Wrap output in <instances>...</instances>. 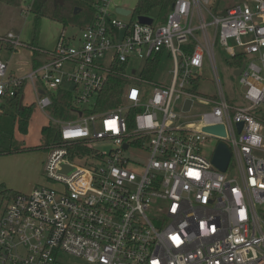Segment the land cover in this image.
<instances>
[{"label":"built area","instance_id":"1","mask_svg":"<svg viewBox=\"0 0 264 264\" xmlns=\"http://www.w3.org/2000/svg\"><path fill=\"white\" fill-rule=\"evenodd\" d=\"M227 1L176 0L165 23L148 26L119 20L101 0L77 43L61 32L44 63L25 76L9 74L0 61V117L25 84L35 88L32 107L51 108L63 82L73 87L77 116L57 130L60 145L44 167L48 184L3 199L0 264H66L64 256L86 264H264V209L257 210L264 206V122L253 113L264 104V0ZM4 39L15 50L28 48L12 33ZM216 44L230 59L244 57L240 99L223 91ZM162 53L172 60L169 85L131 67ZM206 60L213 97L192 86ZM113 67L123 80L119 105L94 112ZM195 101L209 110L194 125L180 124ZM218 125L223 138L202 131ZM208 139L215 140L209 159L202 154ZM78 142L92 150L86 165L68 158L67 146ZM218 142L230 152L224 173L211 164ZM131 150L144 158L126 157Z\"/></svg>","mask_w":264,"mask_h":264},{"label":"rangeland","instance_id":"2","mask_svg":"<svg viewBox=\"0 0 264 264\" xmlns=\"http://www.w3.org/2000/svg\"><path fill=\"white\" fill-rule=\"evenodd\" d=\"M33 0H24V7L29 5ZM239 0H233L231 3H237ZM223 3L229 4L227 0H223ZM23 7V8H24ZM25 9V8H24ZM23 20L15 14L13 18L9 17L6 18L4 21L3 26L0 28V34L4 36H0L3 40H0V60H5L9 63V61H17L18 63L30 61L29 52L26 48H20L17 50V54H11L8 51L1 49V47H5L7 45L6 40L4 39L6 34L12 33L16 35L22 43L28 42L30 39V28H31V16L23 12ZM93 15V11L91 8H82L81 11L77 15L71 14H64L63 17L66 20V27L64 33L67 36L72 34L80 36L81 30L86 25L89 17ZM156 14H152L155 17ZM113 16L118 17L119 20L123 22H128L131 18L129 16H117L113 14ZM157 25L158 23H154ZM16 28L19 29V35L14 33L13 31H9ZM40 42L42 43V36L48 38V40H52L54 33L61 31L60 24L50 21V20H42L40 26ZM8 31V32H7ZM10 42V41H9ZM232 42H230L231 44ZM27 43H25L26 46ZM46 47L47 45L44 44ZM12 46V45H11ZM49 47V46H48ZM53 47V46H52ZM13 51L15 49L12 48ZM51 50V49H50ZM214 56L216 61V69L219 76V79L222 84L223 91L230 101H234L235 99H240L241 94L243 93L244 89L241 88L237 82V79L233 76L231 59L219 44L214 46ZM143 62L133 60L131 62V67H135L142 69ZM172 69V60L167 56V54L163 55L159 61L158 67L155 71V74L152 78V81L157 84H165L169 85L171 82V75L170 71ZM195 92L202 97H213L216 93L215 86L213 84V74L212 70L209 66V62L206 60L203 67V74L200 79H198V84L195 87ZM115 96L113 95L112 98ZM113 100V99H112ZM111 99L108 100V109H113L116 107V101L114 100L113 103ZM238 102H241L238 100ZM209 110V106H207L203 102H194V107L192 111L183 116L185 120L180 121V124H195L199 122L200 116ZM176 114H179V109L177 107ZM253 113L257 115L264 122V104L256 108ZM74 116V115H73ZM73 116H70V113L67 111L62 112L61 121L67 122ZM46 123V119L40 112H34L31 117H26L25 121L23 122V128H26L25 132L21 133L27 135L21 136L17 133V135L22 137V142L26 143L28 147H34L36 144L39 145L40 142V129L43 124ZM27 131V132H26ZM21 139L18 137H14L13 147L17 148L21 146ZM215 146V140L208 139L207 142L202 147V154L209 159ZM110 146H96V150L99 152H109ZM49 152V151H48ZM124 155L130 159L140 161L144 158V155L141 152H135L133 150L129 152H125ZM48 154L43 150H32V151H20L10 155H3L0 156V182L5 184L7 189H10L14 193H21V194H29L34 187L37 185H47L46 177H45V163ZM264 156V154H261ZM232 174V171H228V175ZM3 197L0 195V208L5 205L3 201ZM264 209L257 206V210ZM151 216L152 213L148 212ZM63 261L66 264H86L85 261L81 259H77L72 256H64Z\"/></svg>","mask_w":264,"mask_h":264},{"label":"trees","instance_id":"3","mask_svg":"<svg viewBox=\"0 0 264 264\" xmlns=\"http://www.w3.org/2000/svg\"><path fill=\"white\" fill-rule=\"evenodd\" d=\"M101 0H63L61 4H54V0H33L30 4L28 13L32 16V38L31 42L27 44V49L32 52L33 57L44 54V50L36 47V39L40 28L41 20L46 18L52 21L60 23L65 29L67 23L64 14H71L75 7L77 8H91L93 9L96 5H99ZM176 0H138L135 7L132 10V17L147 16L155 18L154 21L158 24H163L166 21L167 15L172 5ZM22 0H0V26H3L6 18L10 16L13 18L15 14L20 17L23 14ZM216 11V7L214 9ZM152 14H156L155 17ZM10 17V18H11ZM9 18V19H10ZM15 33L19 31L16 28L12 29ZM7 49L12 50V46L7 43L5 45ZM193 45L189 44L184 47V51L191 52ZM244 62L243 56H238L231 59L230 66L237 69L240 68ZM159 64V55L147 59L145 66L141 73V78L146 80H152L155 71ZM113 71L109 75L107 82L104 85L103 91L96 98V108L104 105H108L107 100L110 96L117 95L118 88L122 85L123 80L120 76V70L117 67L111 68ZM198 84V79L192 82L193 91ZM25 85L18 90V93L14 98L8 99L7 105L4 109V118L0 120V156L10 155L20 151H32V150H50L60 145V139L57 134V130L53 125H48L42 128V134L45 135V142L43 146L16 149L12 148V137L16 124H19L21 119L25 117V114L30 110L21 106V96L23 94ZM72 98L69 94L63 91H59L58 94L53 98V116H57L58 108H70ZM111 103V102H110ZM133 114V113H131ZM129 127L132 128L131 122ZM68 158L70 161L86 165L85 158L93 155L92 150L83 142H78L67 146ZM83 158V160H82ZM17 193H14L10 189H7L3 184H0V195L6 200L10 201Z\"/></svg>","mask_w":264,"mask_h":264},{"label":"crops","instance_id":"4","mask_svg":"<svg viewBox=\"0 0 264 264\" xmlns=\"http://www.w3.org/2000/svg\"><path fill=\"white\" fill-rule=\"evenodd\" d=\"M137 1L138 0H109V2H108V4H109V7L111 8V10H113L114 12H115V9L116 8H123V9H125V10H130L131 11V14L129 15V17L131 18L128 22H131V21H135L136 20V18L135 17H132V10H133V8L135 7V5H136V3H137ZM33 2V1H32ZM31 2V3H32ZM30 3V4H31ZM30 4L29 5H27L26 7H24V0H22V6L25 8H23L24 10H25V13H27V14H29L30 15V13H28V9H29V6H30ZM24 10H23V12H24ZM93 11V10H92ZM115 15H117L116 13H115ZM23 14L21 15V17H22V20H23ZM31 16V15H30ZM117 16H119V15H117ZM93 17H94V14L92 15V16H90L89 17V20L87 21V23H86V25L85 26H87L89 23H91L92 22V20H93ZM114 17H116V16H114ZM151 18V17H150ZM153 19V23H155V21H154V19L155 18H152ZM42 20H46V18H44V19H42ZM42 20H41V22H42ZM47 20H50V19H47ZM50 21H52V20H50ZM53 22H56V21H53ZM32 23H33V20H32V16H31V21H30V24H31V28H30V39H29V41L28 42H25V43H30L31 42V38H32ZM56 23H58V22H56ZM58 24H60V23H58ZM40 26H41V23H40ZM60 26H61V31L60 32H56V33H54V36H53V39L50 41V40H48V38L47 37H45V36H42V43L40 42V30H39V32H38V37H37V39H36V47H38V48H40L41 50H44V51H49L50 49L52 50L53 48H54V46H55V44H56V41H57V39H58V37H59V35H60V33L61 32H64V30H63V27H62V25L60 24ZM84 26V27H85ZM0 28H1V26H0ZM40 29V28H39ZM83 30V29H82ZM81 30V31H82ZM9 31H11L12 32V30H9ZM8 32V31H7ZM14 32V31H13ZM19 32L20 31H18L16 34L17 35H19ZM15 33V32H14ZM81 33V32H80ZM80 35V34H79ZM0 36H4V35H2V34H0ZM67 37H71V38H73L74 39V41H72L71 40V42L72 43H77V39L79 38V36H77V35H74V34H72V35H70V36H67ZM44 44H46L47 45V47L44 45ZM49 46V47H48ZM53 46V47H52ZM1 49H4V50H6V51H8L9 53H11V54H17V50H15V51H13V50H9V49H7V47H1ZM28 52H29V55H30V61H29V63H27L26 61L25 62H23V63H18L17 64V61H15V63H13L14 61H9V63L7 62V61H5V60H0V61H4V62H6L7 63V65H8V73L9 74H14V75H17V76H25L28 72H30L31 70H33V69H35V68H38L40 65H42L43 63H44V61H45V56H44V54H39V56H37V57H33V55H32V52L30 51V50H28V49H26ZM163 55H165L164 53H162V54H159V61H160V59H161V57L163 56ZM170 58V57H169ZM146 63V62H145ZM145 63L143 62V66H142V70H143V68H144V66H145ZM232 73H234V71L236 70L235 68H233L232 67ZM233 76H234V74H233ZM235 78H237L236 76H234ZM200 79V78H199ZM165 85V84H164ZM39 88V87H41V85L39 84V83H36V88ZM73 87L70 85V84H68V83H66V82H63V84L60 86V89H59V91H63V92H65L66 94H69L70 95V97L72 98L73 97V89H72ZM58 91V92H59ZM39 92H40V94H42V90L41 89H39ZM58 92H57V94H58ZM195 92V91H194ZM196 93V92H195ZM56 94V95H57ZM55 95V96H56ZM54 96V97H55ZM53 97V98H54ZM112 101H111V103H113L114 102V100L116 101V106H118L119 105V101H118V99H117V95H115V97L114 98H110ZM36 100H37V98H36V94H35V88H34V86H32L31 84H25V87H24V90H23V94H22V96H21V106L23 107V108H27V109H29L30 111L28 112V113H26L25 114V117L23 118V119H21V121H20V123L19 124H16L15 125V128H14V132H13V137H12V148L14 149V150H16V149H23V148H32V147H28V145L26 144V143H23L22 142V137L21 136H26V135H24V134H21V133H23V132H25V130H26V128H23V122L25 121V119H26V117H28V116H30L31 117V115L34 113V112H40L42 115H43V117L46 119V123L45 124H43L42 126H41V129H40V133H41V137H40V142H39V145L38 144H36L34 147H40V146H43V144H44V142H45V135H43L42 134V128L43 127H45V126H48V125H53L54 127H55V129L56 130H58V128H59V126H60V124L61 123H63L62 121H61V117H62V112L65 110V111H67L68 113H70V116H73L69 121H73V120H75L76 118H77V116L73 113V112H71V110H70V108H64V107H59L58 108V114H57V116H53V107H51V108H48V109H46L45 111H41V110H37V109H35L34 107H32V106H34V103L36 102ZM7 101L8 100H5V102H4V105H3V113H4V109H5V107H6V105H7ZM108 101V100H107ZM71 106V105H70ZM108 105H104L103 106V109L104 110H107L108 109ZM5 116H4V114L0 117V120L2 119V118H4ZM27 132V131H26ZM17 133L19 134V135H21V136H19V135H17ZM14 137L16 138V137H18V139H21L20 141H21V146L20 147H17V148H15V147H13V141H14ZM33 147V148H34ZM44 151V150H43ZM44 152H46L47 154H48V150H46V151H44ZM0 184H3L4 186H5V184L3 183V182H0ZM37 186H39V185H37ZM36 186V187H37ZM35 188V187H34ZM33 190V189H32Z\"/></svg>","mask_w":264,"mask_h":264},{"label":"water","instance_id":"5","mask_svg":"<svg viewBox=\"0 0 264 264\" xmlns=\"http://www.w3.org/2000/svg\"><path fill=\"white\" fill-rule=\"evenodd\" d=\"M63 0H54V4H61ZM81 11L80 8L75 7L72 11L73 15H77ZM115 13L119 16H129L131 14L130 10H125L123 8H116ZM137 22L141 25H152L153 24V19L147 16H139L136 18ZM245 65L242 64L241 67L238 70L234 71V76H239L240 73L243 71ZM191 101L187 100L184 104V111H188L190 108ZM238 130L240 131L242 124H238ZM203 132L210 133L212 135L218 136V137H225V130L224 127L221 125L218 126H210V127H205L202 129ZM127 146L124 145V148ZM230 161V152L228 148L225 146L224 143L218 142L216 149L211 157V164L220 172H225L228 164ZM63 171L67 173L69 171V168L63 166Z\"/></svg>","mask_w":264,"mask_h":264}]
</instances>
